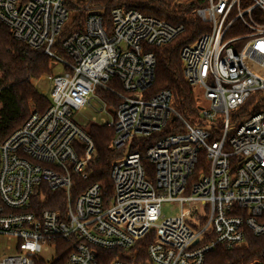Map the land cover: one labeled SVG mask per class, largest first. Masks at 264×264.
<instances>
[{
  "label": "built area",
  "instance_id": "2783aa9c",
  "mask_svg": "<svg viewBox=\"0 0 264 264\" xmlns=\"http://www.w3.org/2000/svg\"><path fill=\"white\" fill-rule=\"evenodd\" d=\"M172 1L209 26L181 50L184 79L203 95L202 125L174 110L170 91H150L151 49L172 43L183 25L118 6L106 26L86 6L84 30L64 36L66 0H0V22L13 37L63 69L47 76L49 107L0 142V264H134L143 246L144 264H205L217 247L264 238V110L232 121L264 93V0ZM106 94L118 98L114 111ZM93 100L112 119L81 126L75 113ZM175 120L183 132L114 163L110 197L99 184L74 191V176L87 179L96 156L90 124L112 128V147L123 150ZM45 193H61L64 205L55 197L57 210L42 209ZM166 204L180 213L167 217Z\"/></svg>",
  "mask_w": 264,
  "mask_h": 264
},
{
  "label": "trees",
  "instance_id": "16d2710c",
  "mask_svg": "<svg viewBox=\"0 0 264 264\" xmlns=\"http://www.w3.org/2000/svg\"><path fill=\"white\" fill-rule=\"evenodd\" d=\"M66 7L70 12L66 33L83 31L88 11L86 6L104 17L106 26L111 25V11L122 6L135 8L145 15L165 19L175 25H183L185 32L172 43L159 48H152L156 57L155 80L151 92L157 94L170 91L173 96L174 110L192 124H201L199 121L202 104L198 103L195 88L189 85L183 76V61L181 50L183 46L193 43L206 33L209 26L202 23L194 14L192 7L177 6L172 0H66ZM60 56L67 58L66 53L58 48ZM53 61L40 50H33L26 44L17 41L8 27L0 22V142L5 141L17 131L34 112H44L50 105V100L34 85L44 75L52 73ZM120 90V87H117ZM264 93L253 95L246 105L232 116L233 123L245 119L251 113L264 110ZM112 111L118 104L114 95H105ZM263 99V100H262ZM259 102L256 105V102ZM220 123V122H219ZM220 125V124H219ZM175 132H183V127L175 120L161 133L149 138L135 139L127 148L114 150L112 147L115 133L107 125L90 124L88 133L95 144L96 156L87 167V179L75 175L74 191L80 192L93 184H99L102 195L106 198L112 195V167L117 160L126 153L140 152L145 154L147 148L162 138ZM174 132V133H175ZM221 136L217 133L212 141ZM144 165L151 178L154 176V166L144 160ZM57 197L63 203V195L45 193L42 209L57 210L56 203L51 199ZM148 259L146 248L143 246L136 257V263H145ZM254 260L264 262V238L248 235L243 247L227 250L217 247L206 257L205 264H247Z\"/></svg>",
  "mask_w": 264,
  "mask_h": 264
},
{
  "label": "rangeland",
  "instance_id": "374dc122",
  "mask_svg": "<svg viewBox=\"0 0 264 264\" xmlns=\"http://www.w3.org/2000/svg\"><path fill=\"white\" fill-rule=\"evenodd\" d=\"M62 72H63L62 66L59 63L54 62L53 66H52V74L54 76H57V75L62 74ZM47 76L48 75H44L39 80L34 81V85L44 96L49 98L50 92H51L52 82L47 79ZM195 95L198 99V103L202 104L201 106H203L204 101H203L202 92L199 89L195 88ZM0 107H1V105H0ZM93 108H95L97 110H95ZM108 110H110V109L108 108ZM75 114L76 115L74 117V120H76L81 126H83V124H87L88 122H90L93 117L97 118V120L105 119L108 122H110L112 119L110 112L109 111H102L101 112V107L94 100H93L91 108H88L87 110L80 111V112L75 113ZM95 153H96V151H95ZM162 212L167 217L175 216L177 213H180V207H178L175 204H166L163 207Z\"/></svg>",
  "mask_w": 264,
  "mask_h": 264
}]
</instances>
